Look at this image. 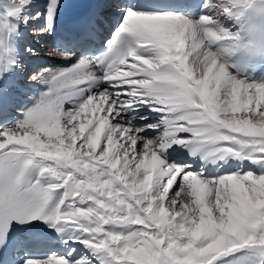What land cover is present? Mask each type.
Instances as JSON below:
<instances>
[{
	"label": "snow or ice",
	"instance_id": "6c2138e0",
	"mask_svg": "<svg viewBox=\"0 0 264 264\" xmlns=\"http://www.w3.org/2000/svg\"><path fill=\"white\" fill-rule=\"evenodd\" d=\"M253 2L94 0L59 32L63 0L0 2V249L16 228L47 250L20 264H264V79L225 23ZM22 29L68 63L11 117Z\"/></svg>",
	"mask_w": 264,
	"mask_h": 264
},
{
	"label": "bare ground",
	"instance_id": "6f19581e",
	"mask_svg": "<svg viewBox=\"0 0 264 264\" xmlns=\"http://www.w3.org/2000/svg\"><path fill=\"white\" fill-rule=\"evenodd\" d=\"M0 2H3V0H0ZM33 3L35 5H40L44 3V0H33ZM253 4H258V7L264 8V4H260L258 0H254ZM251 9V6L243 11L242 14L246 13L247 10ZM226 26H228L233 31H239L241 29V24H239L236 20H226ZM231 23H235L233 26L230 25ZM23 36L21 38H24L25 35H27L26 39L21 40L20 39V47L21 51H23V47L25 44L31 45L33 48H35L38 52V56L32 57L28 56L25 60L26 67L20 70H18L16 73L12 74L10 77L6 78L7 80H12L16 83V87H13L12 85L9 87L8 92L5 94L7 95L11 100V106L9 107V115L11 117H16L19 115V111L23 109L26 105H30L32 103V100L30 99V94H34L35 90L37 88V85L30 83V76L27 78V73L32 72L37 67H48V66H66L67 61H64L62 59H59L55 52L50 49V46L48 45V39L46 35H43L42 38L44 40H41V36L39 37V40L42 42L41 44H38L35 42L36 38L29 34L28 29H22ZM227 59L230 60V57H227ZM34 63V68L32 69ZM29 66V67H28ZM32 69V70H31ZM22 70V71H21ZM46 249L41 248L40 250H29V255H43L46 254Z\"/></svg>",
	"mask_w": 264,
	"mask_h": 264
},
{
	"label": "clouds",
	"instance_id": "9594fccd",
	"mask_svg": "<svg viewBox=\"0 0 264 264\" xmlns=\"http://www.w3.org/2000/svg\"><path fill=\"white\" fill-rule=\"evenodd\" d=\"M254 27H258V26H254ZM249 32H251V29H249ZM240 37H241L240 40L241 49H246L255 55L264 54V46H262L264 45V41H262L258 37H253L251 35L249 36L248 39H245L244 35L242 34H240ZM197 67H199L198 64Z\"/></svg>",
	"mask_w": 264,
	"mask_h": 264
},
{
	"label": "rangeland",
	"instance_id": "374dc122",
	"mask_svg": "<svg viewBox=\"0 0 264 264\" xmlns=\"http://www.w3.org/2000/svg\"><path fill=\"white\" fill-rule=\"evenodd\" d=\"M26 37H27V35H25L24 38H21V40L26 39ZM41 40H42V41L44 40V38H42V36H41ZM48 45H49V44H48ZM32 65H33L32 69H35V68H34V66H35L34 63H32ZM28 67H29V66H28ZM32 69H31V70H32ZM22 70H23V68H22ZM22 70H21V71H22ZM33 71H34V70H33ZM33 71H32V72H33ZM32 72H28V73L26 74V75H27V78H29V76H30V74H31Z\"/></svg>",
	"mask_w": 264,
	"mask_h": 264
}]
</instances>
